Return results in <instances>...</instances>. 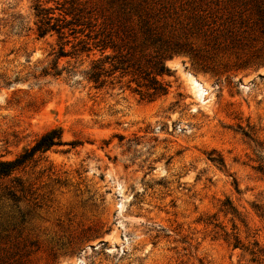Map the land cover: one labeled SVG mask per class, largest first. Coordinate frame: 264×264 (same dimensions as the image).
<instances>
[{"label":"rangeland","instance_id":"obj_1","mask_svg":"<svg viewBox=\"0 0 264 264\" xmlns=\"http://www.w3.org/2000/svg\"><path fill=\"white\" fill-rule=\"evenodd\" d=\"M35 3L80 32L37 36ZM102 29L131 59L167 49V93L88 81ZM52 128L0 176V264L264 262V0H0V160Z\"/></svg>","mask_w":264,"mask_h":264},{"label":"trees","instance_id":"obj_2","mask_svg":"<svg viewBox=\"0 0 264 264\" xmlns=\"http://www.w3.org/2000/svg\"><path fill=\"white\" fill-rule=\"evenodd\" d=\"M33 10L36 17L35 31L37 36L42 37L48 33H55L58 38H65L66 35L74 36L75 33L80 32V29L77 28L80 24L78 16L67 19L65 16H67L69 12L64 11L63 15H55L49 7H44L39 3L33 5ZM141 21L143 24L146 23V20L142 19ZM91 38L96 39L93 41L92 46L98 47L100 52L103 53L107 47L112 49V53H104L102 58L93 60L90 68L84 71L86 79L91 81L95 87H100L104 84L105 80L103 77L110 76L116 71H119V76H130L128 83H135L133 91L138 93L141 97L153 99L167 93L168 84L158 78V76L168 74L169 72L164 64L165 56L171 54L169 51H164L167 49L155 50L143 59H131L127 56V53L122 52V49L114 42L112 35L105 32V29H102ZM89 47L90 46L87 45L85 50H89ZM175 48L176 47L173 49ZM67 54L68 52L64 51L63 47L60 46L56 52L55 58L57 59L59 56ZM55 74H57V72H55ZM59 144H61L60 128H52L42 133L33 145L23 151L17 158L12 160H0V176L10 174L16 167L30 160L35 152H43ZM255 169L264 178V160L263 163H259ZM226 202L228 206L224 210L225 213H229L232 218L237 217V212L228 199ZM233 239V246H237L239 243L237 236H234ZM253 246H257L256 241L253 242ZM257 252L264 257V250L262 248H257ZM250 253L254 254L255 252L250 251ZM254 259L255 258H253V260ZM256 259L257 261L259 260L258 264H264L262 258L258 259L257 257Z\"/></svg>","mask_w":264,"mask_h":264}]
</instances>
